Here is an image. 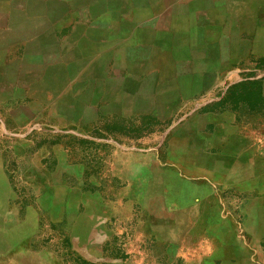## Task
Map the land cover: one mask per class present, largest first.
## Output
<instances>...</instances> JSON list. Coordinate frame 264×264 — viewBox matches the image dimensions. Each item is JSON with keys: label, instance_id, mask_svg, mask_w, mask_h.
<instances>
[{"label": "rangeland", "instance_id": "1", "mask_svg": "<svg viewBox=\"0 0 264 264\" xmlns=\"http://www.w3.org/2000/svg\"><path fill=\"white\" fill-rule=\"evenodd\" d=\"M91 1L0 0V264H264L252 195L199 181L192 208L176 177L189 106L86 72L97 46L63 11H103ZM224 55L213 102L251 103L256 84L229 63L240 51ZM149 56L150 74L172 72L170 51Z\"/></svg>", "mask_w": 264, "mask_h": 264}, {"label": "crops", "instance_id": "2", "mask_svg": "<svg viewBox=\"0 0 264 264\" xmlns=\"http://www.w3.org/2000/svg\"><path fill=\"white\" fill-rule=\"evenodd\" d=\"M91 2L102 4L103 11L90 13L85 5L63 11L92 34L91 42L97 46L92 65H86L88 75L102 82L134 83L136 97H147L143 93L149 92V84H158L156 92L150 91L152 97L177 99L179 109L188 105L185 117L172 128V138L179 141L178 154L183 158L175 160L176 177L192 183V208L199 181L208 184L209 194L219 188L222 194L252 195L246 225L258 229L257 242L264 241V206L254 197L264 195V104H260L264 99V0ZM235 50L240 57L229 63L237 68L236 85L252 83L258 89H253L251 103L230 107L211 97L219 82L217 72L228 68L224 52ZM152 51H170L171 73L158 69L150 74ZM118 56L123 60L118 61ZM259 251L255 254L264 258Z\"/></svg>", "mask_w": 264, "mask_h": 264}]
</instances>
